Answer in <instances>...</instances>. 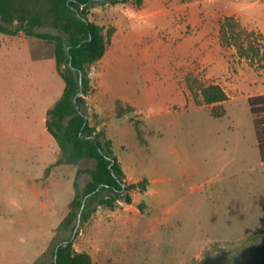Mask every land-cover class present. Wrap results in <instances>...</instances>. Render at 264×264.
Here are the masks:
<instances>
[{
  "label": "rangeland",
  "instance_id": "374dc122",
  "mask_svg": "<svg viewBox=\"0 0 264 264\" xmlns=\"http://www.w3.org/2000/svg\"><path fill=\"white\" fill-rule=\"evenodd\" d=\"M150 1L137 20L111 4L88 12L105 32L114 28L88 66V121L111 140L126 181L144 180L145 190H132L130 204L97 207L73 247L94 264H197L216 247L249 252L264 231V163L247 98L264 92V57L239 58L218 29L231 16L264 34V0ZM209 84L227 93L223 117L194 102ZM64 89L54 41L0 34V264L50 263L77 224L59 228L73 181L84 187L95 161L54 165L62 153L45 118Z\"/></svg>",
  "mask_w": 264,
  "mask_h": 264
},
{
  "label": "trees",
  "instance_id": "16d2710c",
  "mask_svg": "<svg viewBox=\"0 0 264 264\" xmlns=\"http://www.w3.org/2000/svg\"><path fill=\"white\" fill-rule=\"evenodd\" d=\"M129 2L139 7L143 0H0V34L16 36L22 33L54 41L57 72L65 83L61 98L47 111L45 118L46 129L62 153L54 165H76L84 159L95 161L94 169L89 171L91 180L84 187H80L76 179L73 181V198L59 228L71 226L79 213L80 225H84L97 207L113 210L118 201L130 204L132 190H145L144 180L132 184L126 181L120 162L113 156L111 140L90 126L85 100L90 89L88 66L103 58L114 32L113 27L105 32L103 26L89 19L88 12L96 4ZM45 25L58 34L36 31ZM218 38L221 45L232 47L239 58L251 63L257 60L260 64L264 57V34L247 29L234 17H225L220 22ZM79 91L81 94L76 97ZM199 94L201 100H195V104L209 106L213 117L224 116L222 104L228 96L220 85L201 87ZM247 103L259 157L264 163V94L249 96ZM74 228L71 227L69 238L61 240L67 241L65 245L60 242L55 245L54 258L48 264H94L90 254L74 249L73 241L78 234H73ZM260 239V246L239 254L216 247L206 252L197 264H264V231Z\"/></svg>",
  "mask_w": 264,
  "mask_h": 264
},
{
  "label": "crops",
  "instance_id": "0c3cea01",
  "mask_svg": "<svg viewBox=\"0 0 264 264\" xmlns=\"http://www.w3.org/2000/svg\"><path fill=\"white\" fill-rule=\"evenodd\" d=\"M152 2L153 1H150V0H143L142 4L139 7H136L134 5H133V7H129V6H127L129 3L128 4H122L123 5L122 7L119 4H115V5H111V6H118L119 11L122 13V15L127 17L128 20H135V19L137 20V13H142L144 15H147L144 11V7L148 4H150V5L153 4ZM110 7L108 8V10L111 11ZM134 7H136V8H134ZM177 13L172 15L173 16L171 18L172 23L176 21V17L178 16V15H176ZM113 25L117 28L116 23H114ZM262 94H264V92H258L255 95H262Z\"/></svg>",
  "mask_w": 264,
  "mask_h": 264
},
{
  "label": "water",
  "instance_id": "95a60500",
  "mask_svg": "<svg viewBox=\"0 0 264 264\" xmlns=\"http://www.w3.org/2000/svg\"><path fill=\"white\" fill-rule=\"evenodd\" d=\"M81 94V91H79V93H77L76 97H78L79 95ZM75 107L78 108V106L75 104ZM80 213L78 214V219H77V224L75 225V228H74V231H73V234L76 233L77 229H78V225L80 224ZM67 243V241H61L60 242V245H65ZM57 251V249H56Z\"/></svg>",
  "mask_w": 264,
  "mask_h": 264
}]
</instances>
